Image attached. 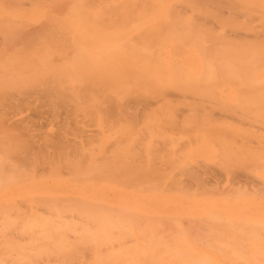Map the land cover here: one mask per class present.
<instances>
[{
    "label": "bare ground",
    "instance_id": "6f19581e",
    "mask_svg": "<svg viewBox=\"0 0 264 264\" xmlns=\"http://www.w3.org/2000/svg\"><path fill=\"white\" fill-rule=\"evenodd\" d=\"M229 1L12 0L16 19H43L0 36L12 32L26 53L43 47L20 60L19 77L0 64V264H264V187L238 173L246 184L216 192L219 168L183 167L190 189L215 195L155 193L163 186L139 178L164 148L142 149L121 123L199 94L264 104V5ZM261 150L247 159L264 165Z\"/></svg>",
    "mask_w": 264,
    "mask_h": 264
},
{
    "label": "rangeland",
    "instance_id": "374dc122",
    "mask_svg": "<svg viewBox=\"0 0 264 264\" xmlns=\"http://www.w3.org/2000/svg\"><path fill=\"white\" fill-rule=\"evenodd\" d=\"M229 3L232 7L244 4L264 5V1L261 0H230ZM0 9V32L25 30V25H27L28 22L32 21L39 24L43 19L42 16H38L36 20H32L30 17L23 15L20 19H16L14 17L15 8L12 6V0H0ZM8 22H11V24L14 25L9 26ZM15 22L17 23L15 24ZM97 28L102 30L100 27ZM93 29L95 28H91L90 30L92 31ZM104 31L106 30L104 29ZM12 32H10V38L4 39L3 36H0V59L2 60H0V64L6 66L3 73L11 71V73H15L19 77V74L21 73V67L19 64L20 60L25 59L28 53L37 54L38 50L39 53H41L43 45L39 46L38 44H33L30 47L29 52L26 53L20 42L15 46ZM85 32L86 28L83 26L78 29L75 34L78 36H84ZM88 36H91V38H103V35L94 32L88 33ZM31 59L32 57L28 58L29 61ZM10 64L13 66H10ZM4 91L5 87L0 84V100L1 97L3 98L2 95ZM79 96H81V93L74 94V97ZM190 97L191 96L185 99L187 101H183L184 99L182 98L180 100L168 101L167 105L166 103L154 105L147 110L139 111L138 114H136L137 117L133 116L134 121L121 122L127 128L124 130L125 132L132 131L133 137L141 140L140 147L142 149L148 148L149 152H152L157 146L164 148L162 155L158 156L161 157V160L154 161L153 165L156 169L145 177L139 179L149 182L153 187L156 185H162L163 187L161 189L152 190L155 193H165L168 191L182 193L185 191V196L182 194L177 195L192 198L193 196L202 193V191L209 193L211 186H201V188L204 189L198 192H195L197 191L196 188L190 189L196 183L192 178H188L186 174L182 175L184 170L183 167L192 171L198 169L203 170V176L206 175L208 169L213 171V168L215 167L214 170L219 168L220 174L218 175L220 176V179L223 180H221L222 183H220L219 188L226 185L225 189H227L230 186L239 187L240 184H246L245 182L238 181L237 185L235 183V181H237L236 177H238V175L239 177L248 176L249 174L250 175L247 177L249 181H246L247 185L249 182V185L251 184L256 188H263L264 183L262 179L256 175L257 172L264 170L263 162H260L263 165L262 168L258 165L260 163H256L257 160L255 162L252 159H247L249 157L246 156H249L255 151L257 153L264 148L263 120L259 119L257 121L260 114L258 109L264 110V104L258 106L257 103H251V100H259L258 95L248 93L247 97H242L240 95L231 97L233 101L243 100L244 102H247L245 105L236 106L228 105V98L217 94H199ZM35 98L36 96L33 95L30 100H34ZM263 98L264 96H262L261 99ZM262 102H264V100ZM3 110V107L0 105L1 116L5 113ZM247 110L249 111L247 112ZM8 112L14 111L10 110ZM231 112H234L236 117L237 115L239 116L237 117L239 123L233 121L235 115ZM96 114L101 115L97 110ZM231 114H233V116ZM116 115L118 114H115L114 116ZM242 117H248L249 120H243ZM235 119L236 118H234V120ZM182 120L185 122H182ZM243 121H245V124H241ZM225 124H231L237 128L239 132L224 128L226 129L224 132H229L224 133L222 129L220 130V126ZM230 131L233 133H230ZM254 135L257 138H255ZM252 138H255V140H251ZM210 148L214 151V162H210L206 157V150ZM241 148H250L251 151L247 152V154L243 153L244 156L237 152ZM222 149L226 151L225 155L222 152ZM253 149L255 150L254 152L252 151ZM216 152H218L217 156L215 154ZM258 157L262 158L263 153L259 152ZM258 166L260 168H258ZM142 169H146V167H143ZM164 169L168 170L164 172ZM138 171L142 170L139 169ZM252 175L255 176L253 178L257 183L252 180L253 178L251 179L252 181L250 180ZM200 179L203 181V177L199 175L198 183ZM250 181L252 183H250ZM258 182L261 183L259 184ZM169 185H172L174 189H171ZM213 190L215 191V189ZM220 191L223 192L221 188L216 192ZM208 195L213 196L215 194L214 192H211ZM196 209L197 205L194 201L193 204L191 203L187 208V212L193 213Z\"/></svg>",
    "mask_w": 264,
    "mask_h": 264
}]
</instances>
